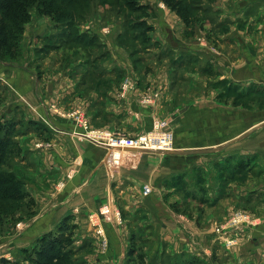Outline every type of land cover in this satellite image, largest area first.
<instances>
[{"label":"rangeland","instance_id":"rangeland-1","mask_svg":"<svg viewBox=\"0 0 264 264\" xmlns=\"http://www.w3.org/2000/svg\"><path fill=\"white\" fill-rule=\"evenodd\" d=\"M242 1L244 0H189L190 4L181 5L183 6L182 13L188 7L192 8L193 5L200 4L202 10L209 7V15L207 14L205 18V15L202 17V13L196 12L190 16L191 20L187 19L188 21L185 23V18L181 17L175 9L172 10L171 7L167 6L163 0H136L137 5H149L150 11H147V16H149L145 21L153 26V30L148 32V37L151 40L143 42L137 37L138 39L134 41L124 40L116 43V36L121 32L126 17L131 23H136L137 19L142 17L139 15L143 12L132 14L129 7L123 4L121 7L116 6L114 0H84L79 7V12H83L84 16L80 19L81 22L75 21V29L79 33H85L87 38L95 34L98 39L94 47L81 48L79 45L69 44L71 42L67 43V41L71 39L74 41L75 39L71 34H68L71 39L67 38V34H63L61 38L58 37L59 26H54L55 22L48 15L49 12L46 11V15L39 11L40 1L36 0V7L33 6L27 11L29 20L23 24V32L16 45L11 40L0 43V125L7 127L4 126L5 123L12 124V131H9L10 141H3L5 143L4 150L0 152V176L11 175V177H16L22 183L21 188L26 195L19 201L1 202L0 259H5L8 264H31L30 261L28 262L27 256L33 254L32 250L36 247L38 239L47 236L50 232L52 234L57 233L56 230H42L39 237H36L28 245H26V238L22 237L28 236L31 228L26 229V227L31 226V223L38 218L39 213L47 203L45 198L46 180L44 179L40 183L39 179L40 177L46 178L47 172L44 170L45 152L51 148L48 141L51 133L47 122L43 120L46 118L41 117L42 107H46L44 111L51 112L49 113L51 117L67 121L74 132L78 131L77 123L72 119L62 118L53 112L54 107L63 114L71 111L82 112L89 121L92 130L107 129L115 134L130 137L142 135L141 131L140 134L133 135L131 134L133 131L124 128L113 129L107 125L96 126L94 124L95 115L98 117L107 116L105 112L108 110L110 98H116L119 102H123L130 93L123 92V76L126 72L122 78L117 74L115 75L113 73L115 69L109 70L112 67L111 63L114 61L113 65L117 66V69H119L118 66H128L127 75L130 77H139L141 73L145 79L151 80V75L158 79L162 63L165 66L174 64V61L171 60L172 56L163 57L161 63H158L162 51L160 47L163 46L159 34L161 30L165 32L161 28V14L165 13V19L172 24L175 31L180 29L181 33L183 29V36L186 31H189L191 34L187 37L194 34L192 41L202 48L224 53L227 56L230 53L232 60L235 57V50L240 48L238 46L247 43L248 48H250L249 45L256 47V59L264 64V0H250L248 2L245 0L246 4L249 5L244 6V8L241 7L243 5H240ZM64 4L57 3L54 4V7L60 8V11L63 12L77 9L75 6L67 8ZM56 8H53V12ZM238 10L240 11L238 12ZM208 17L212 21L207 20ZM200 19L203 20L199 21ZM41 26L42 29H40ZM139 31L141 30L134 29L132 35L135 36V34L140 33ZM46 37L53 38L52 43H49L50 41H47ZM12 47L13 49H10ZM236 59L238 60L237 56ZM224 61L227 60L224 59ZM231 63L236 62L232 61ZM231 63L230 66L234 70L235 66L233 67ZM24 73H30L32 77L26 78ZM177 74L175 72V75ZM213 78V82L218 81V73H215ZM29 79L31 82L36 80L38 83L49 79V84L43 82L44 88L47 85L50 87L49 92L46 93L48 96L46 104L38 99V103L32 105L22 95L26 87L31 89L33 86L28 84ZM127 79L137 83L135 79ZM11 81L17 84L18 92L21 94L13 90L14 85L11 86ZM223 81L231 83L229 89L214 85H212V89L217 90L214 92L215 102L219 106L230 108L229 110L232 111L230 120L232 126L238 125L239 129L243 127L244 131L250 132L260 122L264 124V82L261 85L254 82L249 83L260 86L259 88L253 86L256 88L253 89L249 88L250 85L243 86L241 83L234 82V79ZM196 82L199 84L197 80H190L191 88L188 89L181 80L180 86L177 89L173 88V90H177V94L171 95L172 103L167 108L171 106V109L174 110L175 106H180L184 91H197L198 84ZM147 85L148 87L143 88V90L139 89L140 91L133 88L131 93L141 108L151 107L153 109L157 107L160 94L158 89L150 87L149 82ZM109 92L112 96L108 95ZM239 92L241 94H238ZM40 93L41 91H38V95ZM34 95L35 93H32L31 96L34 98ZM93 96H97L96 100L90 99ZM145 97H149L148 99L151 100L150 105L141 103ZM97 121L101 123L102 119L99 118ZM152 121H147L146 129L152 125ZM156 121L164 124L165 128L174 135L175 120L173 118ZM261 133L264 144V130ZM3 137H5V131L1 130L0 138ZM248 137H245L244 145L254 142L252 138L249 141ZM74 140L78 143L88 142L77 138ZM233 149L241 151L239 152L241 154L231 153L225 156L223 164L229 159V166L226 163L218 170L217 167L219 166L216 163L215 167L212 166V172H207L208 177L212 176L211 182L215 181L216 184L209 183L206 177L197 179L192 174L195 173L194 169L196 168L193 167L192 173L182 175L183 182L181 185L184 190H179L176 187L175 195L177 194L179 199H169L174 195L173 192L169 194L170 189L175 187L167 186L166 182L161 183L167 191V194L163 195V200L168 205L170 213L166 211V215H163L164 212H161L157 218H154L149 212L146 215L143 213L141 216L137 214L130 217L131 221L134 222H141L142 219L139 217L147 222L149 219L152 221L157 219L161 221V224L175 222L187 228L192 226L191 228L197 232L199 245L194 239H190L188 234L186 250L173 253L171 251H174V248H164L161 241L160 246L150 247L154 235L151 226L134 225V234L139 229L149 230L150 236L147 243L139 248L143 255L141 257L142 263L172 264V261H176L184 254L183 258L186 260L194 258L197 261L192 264H264V167L258 164L257 152L244 151L250 150L249 148H243L244 150L241 148ZM103 150L105 151V149ZM184 154L190 153L185 152ZM242 161L246 167L239 173L236 165ZM201 169L205 172L203 168ZM145 186L151 189V193L153 192L148 184L143 185L142 190ZM0 189L5 190L6 188L0 186ZM142 196H144L143 193ZM172 206L178 208L173 209ZM150 208H152L151 204ZM240 216L243 223H238V227L233 229L230 224ZM245 220L248 221L244 223ZM71 221H73L72 217L68 223L71 224ZM110 223L116 225V222ZM88 224L90 226L89 219ZM122 226L123 214L121 213V225L118 227ZM218 229L223 230L217 232ZM255 231H258L257 235L254 234ZM91 233L95 238V249L90 248L84 253L81 249V241L73 238L72 245L67 249L74 254L72 257L75 260L73 264H81L79 262L82 258L91 261L94 255H101L107 251L108 242L105 230L103 236L97 235L94 229ZM260 233L262 237H259ZM132 236L130 231V239ZM210 238H212L211 242ZM207 239L208 241H206ZM230 241L234 243L228 245L227 243ZM134 247L137 248V244H134ZM15 248L17 254L13 256L10 252ZM139 260L140 257L136 263H139ZM186 262L189 263L190 261Z\"/></svg>","mask_w":264,"mask_h":264},{"label":"crops","instance_id":"crops-1","mask_svg":"<svg viewBox=\"0 0 264 264\" xmlns=\"http://www.w3.org/2000/svg\"><path fill=\"white\" fill-rule=\"evenodd\" d=\"M247 2L242 1L240 5L243 6L241 7H247L249 5L246 4ZM165 18V13L161 14V28L165 32L161 30L159 34L163 46L160 47L162 51L158 63H161L163 57L172 56L171 60L174 61V64L165 66L162 63L158 79L151 75V80H148L143 78L141 73L139 77L128 76V66H118L119 69H117V66L113 65V61L109 70L115 69L113 72L115 75L120 72L121 78L126 72L123 79H135L137 83L135 80V83L130 81L132 89L123 102H119L116 98H110L108 110L105 112L107 116L98 117L95 115L94 124L96 126L107 125L113 129L124 128L133 131L131 134L134 135L149 131L152 128L149 126H153V123L158 119L173 118L175 120L173 151L179 154L172 152H127L121 155L117 164L107 167L104 164L105 151L103 149L88 142L78 143L75 141L70 124L64 119L51 117L49 114L51 112L44 111L46 107H42L41 117L46 118L43 120L47 122L51 133L48 140L51 148L45 152L44 170L47 172L46 178L40 177L39 179L40 183L42 180H46L45 198L47 203L39 213L38 218L31 223L29 228L26 227V229L31 228L27 237L22 236L26 238V245L31 244L36 237H39L42 230L54 231L63 218L71 216L73 221L70 225L75 226L73 238L81 241L83 253L90 248L95 249V238L91 233L93 228L90 227L91 225L89 226L88 218L91 215L99 217L100 209L106 206L111 209L112 213L118 211L120 215L123 214V226L118 227L111 223H104L102 217H99V224L103 225L102 227L106 232L108 249L101 255H94L91 261L82 258L79 263L125 264V251L130 240L129 233L131 231L133 234L134 225L138 224L140 227L148 225L152 227L153 230H151L154 235L150 247H157L163 243L164 248H174V251H171L173 253L184 252L188 247L187 237L189 235L190 239L198 241L197 232L191 228L192 226L187 228L175 222L161 224V221L157 219L155 221L149 219L147 222L141 217H139L142 219L141 222H134L131 221L130 217L137 214L141 216L143 213L146 215L148 212L154 218H157V215L159 217L161 212L166 215L169 208L163 200V195L167 194V191L161 183L166 182L167 186L175 187L170 189L169 194L173 192L174 195L169 199H179L177 194L175 195L176 186L170 183L176 176L192 173V168L196 167L197 179L206 177L210 183L212 176L208 177L207 172H212V166L215 167L216 163L222 164L225 156L231 153L241 154L239 153L241 151L233 148H241L242 150L249 148L250 150L244 151L257 152L258 164L264 167V144L263 139H261V132L264 127L261 126L262 122L253 127L250 132L244 131L243 127L239 129L238 125L232 126L230 123L232 111L229 110L230 108L219 106L215 102L214 92L217 90L212 89L214 79L209 75L210 72L218 73L219 81L234 79V82L241 83L243 86H248L251 82L261 85L264 82V64L256 59V47L249 45L250 48H248L247 43L242 46L237 45L240 48L235 50V57L231 60L230 53L227 56L224 53L202 48L194 43L192 41L194 34L186 38L182 34L183 29L181 33L180 29L175 31L172 24ZM42 28L41 26L40 29ZM232 61L236 63H231ZM230 63L233 67L235 66L234 70H232ZM205 68H208L207 73L203 72ZM175 72L178 74L175 75ZM248 73L253 74L249 75ZM24 74H26V78L32 77L30 73ZM181 80L188 89L191 88L190 80H197L199 82V84L196 82L198 90L184 91L180 106H175L172 110L171 106L168 108L167 106L172 103L171 95L177 94V90H173V88L177 89ZM43 82L49 84V79L40 83L36 80L31 82L29 79L28 84L33 86L31 89L26 87L22 95L32 105L37 104L38 99L43 104H46L48 100L46 93L49 92L50 87L47 85L44 88ZM148 82L154 85L155 87L151 85L150 87L158 89L160 94L157 107L153 109L151 107L141 108L131 93L133 88L143 90V88L148 87ZM10 84L11 86L14 85L13 90L18 92L17 84L13 81ZM38 91H41L40 95H38ZM199 91L200 93H198ZM32 93H35L34 98L31 96ZM108 95L112 96L110 92ZM96 98L97 96H93L90 99L96 100ZM99 118L102 119L101 123L97 121ZM151 120H153L152 125L146 129L147 121ZM215 121L217 122L215 123ZM251 135L252 137H250ZM247 136H249V141L252 138L254 142L244 145L243 142ZM235 137L238 139L236 140ZM185 152L190 154H184ZM201 168L206 173L201 171ZM198 170L201 171V174ZM211 183L216 184L215 181ZM146 184L153 190L147 197L142 196V187ZM150 204L152 208H150ZM257 233L258 231L254 232L255 235ZM259 237H262L261 233ZM211 241L212 238H210ZM197 243L199 245V242ZM246 247L249 246L246 245ZM10 253L16 256V248L12 249Z\"/></svg>","mask_w":264,"mask_h":264},{"label":"trees","instance_id":"trees-1","mask_svg":"<svg viewBox=\"0 0 264 264\" xmlns=\"http://www.w3.org/2000/svg\"><path fill=\"white\" fill-rule=\"evenodd\" d=\"M40 3L38 5L39 11L43 14H46V11L49 12L48 15L51 16L53 19L54 26H59V32L58 37L61 38L63 34H67V38L71 39V36L68 34L73 35L74 41L72 39L68 42H71L69 44L73 45H79L81 48H87V47H94V44L97 42V36L94 34L93 36L87 38V35L85 33H79V31L75 29V21H80L81 18L84 16L83 12H79V7L84 0H39ZM164 3L171 7V9H175L178 14L185 18V23H187L188 20H191L190 16H192L194 13H202V17L209 13V7L202 10V7L199 5H193L192 8L188 7L184 13H182V4H190L189 0H163ZM36 0H0V43L6 42L8 40H11L13 44L16 45V42L18 41L19 37L21 36V33L23 32V24L26 23L29 20L28 12L33 6H35ZM116 6H120L123 4L126 7L130 8V13H136L139 14L141 11L143 14H140L139 19H137L136 23H131L130 20L126 17L125 21L122 24V30L121 32L116 36V43L124 41V40H131L134 41L135 39H142L143 42H149L151 39L148 37V32L150 33L153 30V26L145 21L147 16V11L149 12V5H137L136 0L130 1V0H114ZM179 2V4H178ZM57 3H65L64 6L67 8L76 7L77 9H71L69 12H63L60 11V8L54 7V4ZM131 4V5H130ZM134 4V5H133ZM138 6V7H137ZM185 6V5H184ZM189 6V5H188ZM36 7V6H35ZM53 8H56V10L53 12ZM42 10V11H41ZM56 12V13H55ZM146 12V14H145ZM55 13V15H54ZM56 14L58 15L56 17ZM209 15V14H208ZM145 17V18H143ZM143 18V19H141ZM188 19V20H187ZM203 19H200L201 21ZM207 20L212 21L211 18H207ZM79 22V23H80ZM134 29L141 30L138 34H133ZM191 34L189 31H186L184 36L187 37V35ZM55 36V35H54ZM53 36V38H54ZM138 37V38H137ZM53 38L46 37L47 41H50L49 43H52ZM48 43V44H49ZM101 46H103L101 43H99ZM154 44V43H153ZM99 45V46H100ZM104 47V46H103ZM10 49H13L10 48ZM208 68L203 69L204 73H207ZM210 72V71H209ZM102 73V71H101ZM209 75L213 78L215 73H209ZM118 76H121L120 72ZM214 79V78H213ZM216 82V83H215ZM212 82V85L215 87H223V88H230L231 83L228 81H215ZM253 86H257L259 88V85H250L249 88L256 89ZM238 94H241L240 92ZM243 96V95H241ZM3 125H0V131H5V137L0 138V152H3L4 150V142L3 141H10L9 137L10 130L12 131V124L11 123H5ZM7 131V132H6ZM225 162V161H224ZM227 165L229 164V159H227ZM225 163V164H226ZM221 164L217 167L222 168ZM229 166V165H228ZM237 170L243 171L245 169V163L238 162L237 163ZM201 170V169H199ZM198 170V171H199ZM195 173L194 176H196L197 168L194 169ZM201 173V171H199ZM197 178V177H196ZM222 178V177H221ZM183 182V176H176L175 179L172 180L173 185H175L179 190H184L182 187ZM20 180H18L16 177H11L2 175L0 176V186L5 187V190L0 189V211L2 209L1 202L8 201V202H15L19 201L26 197L25 193L22 191L21 188L22 183L20 184ZM11 189V191H9ZM198 190V189H197ZM9 191V192H8ZM196 191V190H195ZM173 209H176L178 207L172 206ZM71 217H66L60 222L58 227L56 228V234H52L51 232L44 236L43 238L38 239L36 247L32 250V255L27 256L28 262L30 261L31 264H73L74 259L73 253L70 250H67L73 242V230L75 228L74 225H70L68 222H70ZM149 230L147 229H139L136 234L133 232V236L130 239L129 248H127V253L125 255V264H146L141 262V257L143 255L140 253V249L142 246H144L149 238ZM134 244H137V248L134 247ZM142 244L141 246H139ZM183 255L177 256L180 257L176 261H172V264H192L195 261L194 258H190L189 260H186L183 258ZM139 263H136L139 259ZM138 258V259H137ZM172 260V259H171ZM186 261H190L187 263ZM171 263V262H170ZM0 264H8L5 259H0Z\"/></svg>","mask_w":264,"mask_h":264},{"label":"built area","instance_id":"built-area-1","mask_svg":"<svg viewBox=\"0 0 264 264\" xmlns=\"http://www.w3.org/2000/svg\"><path fill=\"white\" fill-rule=\"evenodd\" d=\"M123 92L128 93L132 89V84L129 80H124ZM149 97H145L141 100V103L150 105L152 102ZM59 114L62 118L72 119L77 123L78 131L72 132V136L79 140L88 141L96 147L105 149L104 164L107 167H111L120 160L122 154L129 152L128 150H136L138 152H169L174 148V135L168 131L164 124L159 121L153 123L152 128L142 135L137 137H130L126 135H118L110 130H92L89 121L84 117V114L80 111H71L69 113H61L57 108L54 107V111ZM118 153V155H117ZM144 196H148L151 193V189L145 186L142 190ZM99 217H102L104 223L116 222V225H121V215L118 211L112 213L111 209L106 206L100 209ZM98 216H89V223L95 230L97 235L103 236L104 229L103 225L99 224ZM248 220H245L247 222ZM242 221V217L235 218L230 224L233 229H236ZM239 223V224H238ZM115 224V223H114ZM223 229H218L217 232H221ZM101 233V234H100ZM230 241L227 244H232Z\"/></svg>","mask_w":264,"mask_h":264},{"label":"water","instance_id":"water-1","mask_svg":"<svg viewBox=\"0 0 264 264\" xmlns=\"http://www.w3.org/2000/svg\"><path fill=\"white\" fill-rule=\"evenodd\" d=\"M261 126H264V124H262ZM129 152H138V151H136V150H128ZM176 153V154H179V153H177V152H174V151H169V152H160V153Z\"/></svg>","mask_w":264,"mask_h":264},{"label":"bare ground","instance_id":"bare-ground-1","mask_svg":"<svg viewBox=\"0 0 264 264\" xmlns=\"http://www.w3.org/2000/svg\"><path fill=\"white\" fill-rule=\"evenodd\" d=\"M117 155H118V153H117Z\"/></svg>","mask_w":264,"mask_h":264}]
</instances>
